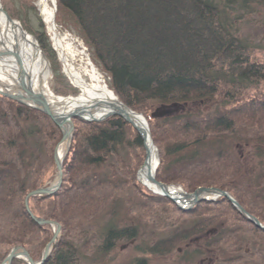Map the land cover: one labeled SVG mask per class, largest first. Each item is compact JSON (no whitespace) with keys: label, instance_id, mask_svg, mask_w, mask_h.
<instances>
[{"label":"trees","instance_id":"1","mask_svg":"<svg viewBox=\"0 0 264 264\" xmlns=\"http://www.w3.org/2000/svg\"><path fill=\"white\" fill-rule=\"evenodd\" d=\"M55 1L56 22L77 31L92 63L108 76L109 89L146 118L159 157L156 179L185 192L199 186L226 190L264 224V187L256 189L264 181V57L254 55L228 12L236 1L246 5L251 0ZM2 5L12 17L8 2ZM38 25L33 35L57 74L61 63L47 26L41 18ZM55 77L56 94H76L64 76ZM205 105L211 110H203ZM157 111L165 114L153 116ZM78 121L62 162L59 188L29 197L28 213L26 195L48 186L56 174L54 148L61 131L41 111L0 95V263L15 245L23 246L34 260L41 258L52 227L37 224L30 214L61 226L42 264H81L89 248L93 254H105L129 241L151 256L189 245L197 254L202 247L195 242L201 234L203 247L224 249L225 239L233 238L229 246L234 247L245 233H264L225 197L182 209L143 188L136 178L145 157L143 140L119 115ZM239 143L258 152L260 171L249 178L241 174L235 155ZM217 201L225 202L238 224L226 225L225 233L209 241L211 218L203 215L207 204ZM153 205L161 209V229L168 227L163 221L171 220L172 213L178 224L174 221L170 230L159 234L141 232L133 217L140 218L143 208L149 213ZM186 219L193 223L186 227ZM234 252L235 257L222 264L245 260L241 245ZM11 264L27 263L13 259Z\"/></svg>","mask_w":264,"mask_h":264},{"label":"rangeland","instance_id":"2","mask_svg":"<svg viewBox=\"0 0 264 264\" xmlns=\"http://www.w3.org/2000/svg\"><path fill=\"white\" fill-rule=\"evenodd\" d=\"M5 1L8 2V9L10 10V13L13 14L12 17L3 8L2 3H4ZM257 1L259 0H251L246 5H244V2L242 1H236V3L233 4V7L231 8V10H229L228 12L232 20L236 21L234 22L236 26L235 30L238 31L239 34H241V36L243 37L245 36L248 39V42L250 43L249 47L251 51H254V55L256 57H260V56L264 57L263 56L264 55V3L259 4ZM54 2L55 3L53 4L55 5V9H56V1ZM0 5L2 9L13 20L17 21L21 25L22 29L25 32H27L28 34L32 35L35 38V36L33 35V31L39 30V25H38L39 18L41 19L44 18L42 16L41 5L38 0H0ZM55 25L57 27V31L60 32V35H63V34H67V36L69 35L68 37L70 38V41L73 42L72 44L74 48L73 49L69 48L67 51L69 64L73 65L78 70L82 71L85 74L86 78L89 79V74L86 71V69L89 68L87 67L88 65V62H86L87 60H83L80 54L75 53L76 51H78L76 47L81 48V43H80L81 38L78 35L77 31L71 28L70 26L64 25L63 23L56 22V20H55ZM24 27L27 28L28 30H25ZM67 32H69L70 34ZM51 39H52V35L50 36V41ZM51 44L53 45L52 41H51ZM52 47H54V45ZM71 50L74 51V53L70 54ZM85 51H86V54L90 55V50L88 48ZM47 61L49 63L48 67L51 71L50 73L52 74L51 78L49 79L48 84H49L51 91L54 94H56L54 90H56L58 86H57V80L55 76L57 74L60 77L64 76L67 79L68 83L70 82L69 77L66 73H64L62 69V65L60 69L56 71L57 72L56 74L54 68L51 67V64L48 59ZM93 65L97 68L98 71L97 70L96 71L100 75H102L103 80L105 81V84L108 87L109 79L106 73L102 71L100 66L97 65L95 62H93ZM71 84L72 83H69L71 88L72 89L74 88L76 92L75 95L73 94H69V95L56 94V95L63 96V97H68V96L76 97L79 94V89L75 86L73 87ZM190 108L196 109V107L194 106H190ZM202 108L203 110L204 109L211 110V107L208 105H205ZM173 110H175V108H173ZM137 113L142 114L140 112H137ZM73 118L81 120L80 118H77V117H73ZM73 118H71V121L72 123H74L73 127L75 128L76 121L78 120L73 119ZM79 126H80V123H79ZM137 150H138L137 148H134L132 149V152L137 153L138 152ZM257 153L254 152V149L251 145H246L243 143L237 144L235 155L240 160V163L242 165L241 174L247 176L248 178L251 176H254L255 174H258V172L260 171V167H258V162L256 160ZM127 154H129L128 149H126V155ZM54 176L51 182L53 181ZM168 185H173V184H168ZM261 186L264 187V181H260L256 189ZM177 187H180V186H177ZM199 187H206V186H199ZM207 187H211V186H207ZM187 193H190V192H187ZM151 207H154V208L150 209L149 213L148 211H144L145 208H143L142 210L143 216L139 215L140 218H138L137 216L133 217L134 225L138 226L141 232L146 233V234H148L149 232L159 234L160 231L170 230V227L174 225L173 224L174 221L176 222L175 225L178 224L175 219L176 217L175 215L177 214L172 213L170 214L171 220L163 221L164 223L168 225V227L161 229V225H162V218H161V212H160L161 209L156 208L154 205ZM207 209H208V212H207ZM207 209H206V214L203 216L211 218V222L208 225V229L209 231H211L210 233H208L209 236H211L208 238L209 241L210 240L212 241L215 235L225 233L226 229H224L223 227H225L226 225L229 228L232 225L236 226L238 224L236 218L234 217L235 213L226 207V204L224 201H217L216 203H213L211 205L207 204ZM186 223L190 225L193 222L190 219H186L183 225L186 226ZM216 229H218V232ZM146 230H148V232H146ZM203 236L204 235L201 234L199 236V240L195 242L196 246L202 247L201 250H198L199 253L197 254L194 253L195 251H197L196 247L194 245H189L186 249H184V247H181L182 250L181 248L180 250H176L178 248L172 249L170 253L164 256H151V255L143 254L139 252L136 249V241H129V242L116 244L114 249H112L110 252L105 253V254L104 253L100 254L99 252H96L93 254L91 251L92 248H89V251L87 252L89 254L87 257H85V259L81 260V264H137V263L139 264H222L226 259L228 258L233 259L235 257L234 251L236 249H240V245H241V249L243 248L242 255L245 258V260H242V261L237 260L234 262L232 261L229 264H238V263L246 264L249 261H256L255 262L256 264H264V233L262 234L245 233L243 234L242 240L238 241L234 247L229 246V243L235 242L233 238L225 239L224 243H222V245L225 247L224 249L221 247L219 248L210 247L208 249L206 248V246L203 247L202 243L205 239ZM150 239L154 240L153 237H150ZM251 251H253L252 255H249ZM41 253L42 251L39 253L38 255L39 257L41 256ZM35 256L36 255H34V257ZM141 259H145V261L142 262Z\"/></svg>","mask_w":264,"mask_h":264},{"label":"bare ground","instance_id":"3","mask_svg":"<svg viewBox=\"0 0 264 264\" xmlns=\"http://www.w3.org/2000/svg\"><path fill=\"white\" fill-rule=\"evenodd\" d=\"M41 5V13L44 24L47 26L48 34L51 36L54 46L60 52L61 64L73 86L79 89L76 97L68 96L61 98L54 94L49 87L51 71L45 61L44 54L38 52L35 45V38L29 37L22 32L18 23H13L0 10V90L8 91L14 95H25L22 88L24 83L30 94L41 96L48 105H66L65 107L84 108L93 115H99L107 110H119L121 104L116 95L101 80L100 74L91 65L89 59L85 57L84 51L76 47L83 60H87L86 69L89 79L85 74L73 65L69 64L68 49H73V42L67 34L60 35L55 25V0H38ZM67 40V41H66ZM74 51H70V54ZM58 96V97H56ZM66 144L58 148V155L62 157L66 150ZM149 166L147 172L152 173L156 164V152L151 149L149 152ZM139 184L152 193L159 192V188L147 182L144 176L137 179ZM167 193L178 200H184L187 195L183 194L178 188L168 187Z\"/></svg>","mask_w":264,"mask_h":264},{"label":"water","instance_id":"4","mask_svg":"<svg viewBox=\"0 0 264 264\" xmlns=\"http://www.w3.org/2000/svg\"><path fill=\"white\" fill-rule=\"evenodd\" d=\"M0 10L2 13L9 19V21L13 23H18L17 21L13 20L1 7L0 5ZM18 25L21 27V25L18 23ZM22 29V27H21ZM22 32L25 35H28L29 37H33L32 35L28 34L22 29ZM35 45L37 47V50L39 53H42V50L40 49L38 42L35 39ZM45 61L47 59L45 58ZM48 63V61H47ZM22 88L25 91V95L18 96L14 95L12 93H9L8 91H3L0 90V95L5 96L7 98H10L12 100H15L23 105H26L28 107L37 109L41 111L42 113L46 114L51 118V120L56 124V126L60 129L61 131V138L59 142L56 144L54 148V162L56 166V174L53 179V181L46 187H40L37 189H34L30 191L25 198V205L28 213H30L29 208L27 206V200L29 197L32 196H41V195H50L54 193L60 186L61 183V175H62V162L63 159L69 150L72 135H73V123L71 121V118L77 117L80 118L81 120L87 121V122H97V121H102L106 119L107 117L111 115H119L122 117L125 121L130 123L139 133L140 137L143 140V147L145 150V157L143 160V163L139 166L137 169L136 177L139 179V176H144L145 180L149 182L150 184H153L159 188V192L157 194L166 196L169 198L171 201H173L178 207L182 209H189L196 203H199L201 201H213L218 197H225L231 204L232 206L242 215H244L248 220L253 222L257 227L260 229L264 230V224H262L255 216L251 215L249 212H247L239 203L238 201L226 190H222L217 187H198L191 193H186L184 192L180 187H176L174 185H168L163 182H160L156 179L155 177V171L156 167L159 164V158H158V152L157 148L153 144L152 138H151V133L147 124L146 119L143 117L142 114H139L135 112L134 110L130 109L127 107L123 102L119 101L118 102L121 104V109L119 110H107L104 112H101L99 115H93L87 112L84 108H77V107H65L66 105H59L58 107L61 109H58L56 106L54 107L53 105H48L44 99L37 95L33 96L34 94H30L27 88H25L24 83H22ZM58 97V96H56ZM60 97V96H59ZM61 98H67V97H61ZM165 113L162 111H157L153 113V116H162ZM66 144V150L62 157H59L58 155V148L62 144ZM153 149L156 152V164L155 167L152 171V173H148V166H149V152L150 150ZM168 187H174L178 188L183 194L187 195V198L184 200H178L169 195L166 191ZM31 218L39 225H50L52 227V237L51 239L46 243L45 247L42 250L41 253V258L39 260H34L27 250L20 245H15L13 246L9 252L5 255V257L2 259L0 264H11L13 259H21L27 264H42L43 261L48 257L50 254L51 250L53 249L55 242L60 234L61 231V226L59 223L53 221V220H48L44 218H40L37 216H34L33 214H30ZM211 231H208L210 233Z\"/></svg>","mask_w":264,"mask_h":264}]
</instances>
